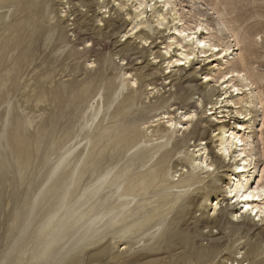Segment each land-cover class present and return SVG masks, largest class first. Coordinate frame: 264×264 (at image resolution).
Here are the masks:
<instances>
[{
    "label": "rangeland",
    "instance_id": "obj_1",
    "mask_svg": "<svg viewBox=\"0 0 264 264\" xmlns=\"http://www.w3.org/2000/svg\"><path fill=\"white\" fill-rule=\"evenodd\" d=\"M40 1L0 0V264H118L117 256L120 254L130 256L139 252L148 255L141 262L135 261L130 264H188L190 262L188 257L194 250L192 252L188 250L181 256L182 258L180 253L187 251L185 249L181 248L167 254L161 251L162 246L171 243L164 241L155 243L154 239L162 234V230L156 236H153L154 231L146 232L148 234L136 232L128 239L126 231L129 227L123 225V222L135 224L143 207L139 208L140 200L137 201L138 212L135 207L136 212H129L131 216L128 215V219L127 205L123 204L127 196L116 197L115 187L111 183L115 180L111 175L115 168V166L112 168L114 153L122 149L124 139L135 135V132H131L133 129L152 126L146 130L145 138L138 145L146 156L172 148L175 139L185 138L184 129H179L182 125L176 127L174 125L171 129L175 134L174 140L161 139L160 135L166 132H161L160 129L168 125V119L157 121L163 117L159 118L158 115L164 112V108L152 107L157 98L168 99L165 105L172 110V118L183 121L184 111L178 110L179 107H169L175 100L170 94L175 92L176 88L172 86L177 82L172 86L167 83L184 75L185 72L181 74L178 67L168 68L170 66L167 56H164L166 62L160 58L166 52V46L175 43L173 40L175 23L170 18L172 23L164 24V30L158 31L155 29L157 19L148 12L146 14L148 18L145 19L148 21L144 26L154 30V34L146 37L148 43H145L142 41L143 34L133 35L134 31L129 32L142 22L135 19L133 9H130L132 12H122L121 6H114L121 3V0H117L116 4L111 3L114 0H54L52 13L47 17L36 13ZM175 4L178 5L177 8L180 9L188 27L193 28L197 22L203 21L210 28V32L216 38L215 41L222 47L235 45V37H232L227 28L234 30L240 41L236 48L240 50L235 52L238 54L236 59L229 60L228 69L240 68L241 53L247 58L249 69L264 75V0H176ZM212 9H216L227 27ZM105 11L107 13H104ZM127 13L130 14L128 18L131 16L134 18L128 20L121 31L129 32L128 35L132 37L124 42L127 37H123L121 31H116L115 34L118 35L112 34V38H108L110 26L114 24L121 26V19H128ZM53 22L66 33V40H61L63 47L61 44L60 48H53L54 44L50 46L51 41L55 42L59 36L56 29L52 31L53 29L49 27V24H54ZM88 29L89 35L81 34ZM22 31L26 34L25 46H20V41L16 38ZM29 43L31 44L28 46ZM106 43L109 49L103 50ZM70 47L81 56L80 58L74 56L62 63L58 58L63 59L66 53L71 51ZM188 48L193 49L189 46ZM25 49L27 51L29 49V54ZM127 50H132L130 54L135 52L138 54L132 56L130 61H122L120 55H115L119 51L126 53ZM31 53H34V56ZM178 54L180 52L173 46L172 57L175 58ZM142 55L144 58H140ZM156 57L159 58L156 60ZM50 59L54 63L50 62ZM17 61H22L23 64L20 62L18 64ZM203 61L204 58H199L198 62L196 60V65L192 66L187 75L199 71V67H203L205 63ZM46 63L50 64L47 66ZM123 63L125 65H122ZM212 65H205L201 73H195L193 81L183 86H198L203 90L208 85L210 88L220 84V81L216 82L217 80L206 82L205 74L220 78L221 72H226L223 69L227 67L225 65L222 68L220 65L212 68ZM105 66L109 70V78L103 77ZM167 72L170 73L164 76ZM140 74H152L158 80H155L154 85L150 83L139 85L137 82V85L133 86L132 79H138ZM167 77L173 78L166 80ZM185 77L187 78L186 75ZM110 80H114L124 94L130 88L139 90L137 94L132 95H136L139 101L151 108L132 110L130 107L116 110L107 96V83ZM243 83L238 82L241 85ZM155 87H157L155 91L150 90ZM60 91L64 93L62 101L56 97ZM256 93L246 92L243 96L235 97V100L251 103L247 109L252 113L253 119L248 124L253 126L245 132L251 137L250 141L253 142L252 147L256 155L257 171L253 180H250L252 182L255 179L259 180L264 170L262 156L264 144L259 139L261 135L264 139V118L263 110H259L257 106ZM221 94L222 92L213 99V102L216 99L219 101L224 99L223 95L219 97ZM201 99L199 95L192 99L194 107L200 103L203 105ZM209 109L210 107L204 108L202 113L195 108L190 111L196 115L197 120V117H208ZM144 112L150 115V122L146 127L141 125L140 121L127 123V118ZM102 122L106 127L100 128ZM234 123L235 121H232L226 125L234 127L236 125ZM188 124L191 125L192 122ZM203 124L209 125L207 121ZM218 128H213L212 131L208 129L203 140L208 144L198 149H195V143L202 141V138H199V134L194 139L189 137L188 139L193 141L181 144L176 156L188 158L189 154L191 157L198 156V160L200 158L204 160L209 150L214 149L217 152L220 145V142L216 141L219 139ZM240 134L243 135L244 132ZM188 139L187 141H190ZM202 148H207L206 154L204 151L193 152ZM126 154L131 157L137 156V153ZM201 154L204 156L200 157ZM146 159L144 157V160ZM211 159L209 155L208 164L211 163ZM118 164L117 166L128 169L131 160ZM97 166L101 167L102 171H98ZM169 167V179L177 186L176 183L179 185L183 177L188 175L187 161L169 163ZM212 169H215V166ZM223 171L217 170L214 175L211 172L205 174L201 172L200 176L204 183L200 184L202 187L196 186L199 189L194 193L198 198H194L192 204L186 205L192 213L175 221V227L180 230L184 242L191 241L187 243L191 250L195 243L198 244L194 238L201 232L209 236L207 238L210 242L222 244V249L219 248L221 251L216 246L215 249L211 247L208 241L200 243L201 248H194L198 255L207 261L205 264H248L249 260L245 261L241 257L247 252L250 244L258 241L259 233L264 232V225L254 235L249 236L239 230L240 221L233 222L230 214L220 228L213 229V225L206 227L205 224L208 214H213L211 208H205L207 194L212 200L224 195L221 189L212 188L209 192L211 182L213 180L217 182V184L213 182L216 188L220 185L225 186L229 182L228 175L233 173ZM102 183L107 185L102 187ZM101 197L102 200L96 203ZM151 197L154 198L153 195H149L150 201ZM183 202V199L177 200L171 204L172 207L169 205L168 208L173 214L170 213L168 221ZM120 204H123V210L119 213L115 208ZM226 204L227 201L221 204V207L225 208ZM239 209L241 212L244 210L241 207ZM133 213L139 216L135 217ZM130 217H134V220ZM167 225L168 222L161 229L167 230ZM126 245L129 246L128 251L124 250ZM260 246L261 251H264V241ZM235 259L237 262L233 263Z\"/></svg>",
    "mask_w": 264,
    "mask_h": 264
},
{
    "label": "bare ground",
    "instance_id": "obj_2",
    "mask_svg": "<svg viewBox=\"0 0 264 264\" xmlns=\"http://www.w3.org/2000/svg\"><path fill=\"white\" fill-rule=\"evenodd\" d=\"M121 1H122L121 3H117V0H114L111 3L112 4L117 3L114 6H119V7L121 6L120 8H122L121 10L122 12H128V11L132 12V10L130 9H133V13H134L133 15L135 16V19H138L137 21H142V22L140 24H137L136 27H133V29H131L129 32L134 31L133 35L143 34L144 37L142 41L144 40L145 43H148V39L145 38L151 36V34H154V30L148 29V27L144 26V24H146V22L148 21L145 20L148 18V15H146L148 14V12H150L152 16H154V18L157 19L156 20L157 26H155V29L157 28L158 31L164 30L163 29L164 24H170L172 22L175 23L173 28L174 30L173 40L175 41V43L166 46L165 48L166 52L164 53V55H161L160 58H162L166 62L167 59L164 58V56H167V58L170 59V60L168 59L167 61L168 66H170L168 68L178 67L181 70L180 72L181 74L182 72H185L184 75L180 74L181 76H179L178 78L176 77L175 79H172L170 83H167L172 86L174 82H177V84L172 86L176 88L175 92L170 94L171 95L170 97L175 98V100H173L174 102L172 101V104L169 105V107H173V106L179 107L178 110L182 109L184 111L183 121H182L184 122V124L178 121L176 118H172L173 117L172 116L173 114H171L173 113L172 110L170 111L168 108H166L165 105L168 99H163V97L157 98L155 105L152 106L153 108H164V112L158 115L159 118L161 116L163 117H161L157 121L168 119L167 122L168 125L160 129L161 132H166L165 134L160 135L161 139L174 140L175 134L171 131L174 125L175 127L182 125L179 129H184L185 138L175 139L172 148L165 149L162 151H156L152 155L146 156L144 150L139 148L138 145L141 143V140L145 138L146 130L152 127V126L146 127L147 125H149L150 115H147L146 112H144V113H140L138 116H134V117L131 116L126 119L127 123L129 124H133L140 121L141 122L140 124L145 125L146 127L144 129H133L131 132H135V135L132 136L131 138L129 137L128 139H124L122 142L123 144L122 149L116 150L114 153L112 168H114V166L115 168L111 173V175L113 178H115V180L114 181L112 180L111 183L115 187L116 197L121 198V196L123 195L127 196L126 201H124L123 203L127 205V212H126L128 213L127 216L129 215V212L133 211L135 213L136 210L138 212L137 205L140 204L141 207L139 208L141 209L143 207L142 211L141 212L139 211L140 216L136 214L134 215V213L132 214L135 217L139 216L138 220L135 221L136 222L135 224L127 223L128 222L127 217L125 218L127 220V222L125 223L127 224H124L123 222V225L129 227L126 231L127 232L126 235L128 236V239H130L134 236V233L136 232L146 233V232L154 231L153 236H156L159 234L158 232L162 230V234H160L156 239H154L155 243H160L163 241L164 243L171 242L170 244L162 246L161 251L163 253L166 254L171 253L172 251H176L182 248L187 250L185 252L180 253V258H182L181 256H183L184 253L186 254L188 250H190L191 252L194 250L192 252V255L188 257L189 259L187 258L188 261H190L188 264H192V262H195L196 264H205L207 261L203 260L202 257L198 255L197 250L194 248H198V247L201 248L200 243H203L205 241L210 242L207 238L209 236L203 234L202 232L199 233L198 237L194 238L197 240L196 242H198V244L195 243V245H193V248L191 250L187 245V243H191V241H187V243L184 242V240L181 239L180 230L175 227V221L185 218V216L190 215V213H192V211L186 208V205L192 204L193 199L198 198L194 193L197 189H199L198 187L196 188V186L198 185L201 186L202 185L201 183H204L203 182L204 179H202L200 176L201 172L204 174L211 172L212 175H214L217 170H224L223 172H230V171L233 172L231 175H228L229 182L225 186L220 185L217 186L216 188L213 182L216 184L217 182L214 180L211 182L209 192L212 191V188H215L217 190L221 189L224 195H222V197L219 196L218 198H215V200H212L211 196H208L209 194H207L205 208L206 209L211 208V210H213V214L210 213L208 214V217L205 221L206 227L213 225V229L218 227L220 228L222 222L228 220L227 218L228 214H230L231 218H233V222L236 220L240 221L239 223H241L240 224L241 227L239 230L242 233L249 236L254 235L264 225V170L262 171V176L259 178V180L255 179L254 182L250 181L253 180L254 175L257 171L256 155L254 154V149L252 147L253 142L250 141L251 137L247 135L245 132V131H249V129H252L253 126L248 124L253 119L252 113L249 112V110L247 109L248 104L251 105V103L244 100H235V97L243 96L244 94H246V92H251V94L257 92L256 93L257 97H255L257 98V106L259 110H263V118H264V75L259 74L253 69H249L247 67V58L245 56H242L241 53L239 60L240 68L238 67V68L228 69L227 65L230 63L229 60L236 59V57H238V54L235 52H238L240 50V48H236L239 46L240 41L237 35L234 33L233 29L227 28L228 32L232 35V37H235L234 40L235 45L234 46L230 45L229 47H222L220 44H218L219 43L218 41H215L216 38L212 35V32H210V28L208 27V25H206L203 21L200 20L199 22H197V24H195L196 26L193 28L188 27L187 22L184 20L182 14L180 13V9L177 8L178 5L175 4L176 0H121ZM191 1H195V0H191ZM53 2L54 0H41L40 3H38L40 4L39 7L36 8V13L41 14V16L43 17L50 16V14L52 13ZM212 10L215 11L216 9H212ZM110 12L111 11H109V13ZM104 13H107V11H105ZM215 14L216 16H218V19L222 22V24H224L227 27L221 15H219V13L216 11ZM126 16L128 18L130 14L127 13ZM97 18L98 17L96 16V19ZM132 18L134 17L131 16V18L128 19L122 18L121 26L115 24L111 25L110 26L111 30L110 33H108L109 34L108 38H112L111 36L112 34L118 35V33L115 34V32L116 31L120 32L121 29L124 27V25L128 23V20L129 21L133 20ZM170 18H172V22H170L169 20ZM51 24H49L50 29L51 30L53 29L52 31L56 29L59 36L56 37L57 40H54L55 42L51 41L50 46H53L52 44H54L53 48H57V47L60 48V44L62 45L61 40H66V33L61 27H59L57 23H54L52 25ZM100 26H106V24H102V25L100 24ZM88 31H90V29H88L87 32L85 31V33H81V34H83L84 36L89 35ZM129 32L126 31L120 32L121 34H124L123 37H127V39L124 42H127V40H129L132 37L131 35L130 36L128 35L130 34ZM39 33L41 34V31ZM47 33L49 32L47 31ZM16 38L18 41H20L19 42L20 46H25V44L27 43L26 34L23 31L20 32V34ZM44 39H46V37ZM31 43H33V41ZM31 43H29L28 46ZM173 46H175V49L178 52H180V54L176 55L175 58L172 57L171 55V50ZM188 46L193 47V49H189ZM39 47L40 46L38 45V48ZM108 47L109 45L108 43H106L103 47V50H108L109 49ZM145 47L148 46L145 45ZM66 48L64 51H66ZM87 48L85 50H87ZM47 51L48 49L46 50V52ZM131 51L132 50H127L126 53H122V51H119L115 55H120L122 61L125 60L130 61L132 60V56L138 54L136 52L130 54ZM23 52L25 53L24 50ZM28 52H30L29 49L26 53ZM88 52H91V50H88ZM33 54L31 53V55ZM74 56L80 58L81 54L77 51L72 50L71 48V51L67 52L66 55L63 57V59L60 60V57L58 59L63 63L65 62V60H68ZM24 58H26V56ZM140 58H144V55H142V57ZM157 58L159 57H156L155 59L157 60ZM199 58H204L203 62L205 63L203 64V67L201 66L199 67L200 70L196 71L195 72L196 74L201 73V71L204 70V66L208 64H213L212 68L213 67L216 68L220 65L223 68L226 65L227 68L223 69L226 72L219 71V73L221 72L220 78H216V77L213 78L210 74L208 73L205 74V78L207 79L206 82H210V81L212 82L213 80H217L216 82L219 83L220 81V84H215L213 86H210V88L208 85L207 86L208 89L206 87L203 90L198 88V86L197 87L191 85H187V87L183 86L184 84L191 82L195 79L196 76L195 73L194 74L191 73L192 75H187V73H190L192 66L196 65L195 61L197 60L198 62ZM55 59L57 60V57H55ZM137 59H139V57L136 58V60ZM22 61L24 62V60ZM22 61L19 62L22 63ZM49 61L54 63V61H51V59ZM56 62L57 61H55V63ZM157 62H162V61H157ZM48 64L46 63L47 66ZM93 64L94 63H90V65ZM122 65L125 64L123 63ZM104 68L105 69L103 71V77L109 78L110 76L107 66H105ZM169 73L170 72H167L164 76L168 75ZM152 74L151 75L140 74L138 76V79L136 80L132 79L133 86L137 85V82H139V85H142L144 83H150V85H154L155 80H158V78L156 76H153ZM185 75L187 76V78L185 77ZM173 77H167L166 80H170ZM240 81L244 82L243 85L238 84V82ZM119 88L120 87L117 85V83L114 80H110L107 83V90H108L107 96L110 102L112 103V105H114V107L116 108V110H125L130 107H132L131 108L132 110L151 108V106L143 103L142 101H139L136 95L135 96L132 95V94H137L139 90L135 91L130 88L124 94L121 92ZM156 88L157 87H155L154 89L151 88L150 90L155 91ZM221 92L222 94L219 97L223 95L224 99L220 101L216 99V101L213 102V99ZM198 95L202 98L201 100L203 105H201L200 103L199 105H197V107L196 106L194 107V103L192 102V99ZM63 96H64L63 92L56 95V97L61 101ZM224 103L225 105H223ZM206 107H210V109L207 110L210 111L208 112L209 113L208 117L207 116L197 117V120H196V115L192 114V112L190 111L192 108H195L197 109V111H200V113H202L204 108ZM176 111L177 109L174 112ZM214 115L215 117L212 118L211 116ZM209 117H211V119ZM194 120L195 122H193ZM204 121H207L209 125L206 124L204 125L203 124ZM232 121H235L234 124L236 125H234V127L231 126L228 127L226 124L227 123L229 124ZM190 122H192L191 125L188 124ZM103 127H106V125L102 122L100 124V128ZM217 127H219L217 129L219 131V132L217 131L218 132L217 136H219V139L216 141L220 142V145L218 147L219 149L217 152L214 149L209 150L204 160H202V158L198 160V156L191 157L189 154H188V158L185 157L182 158L176 156L177 152H179L181 149V144L183 145V143L186 144L187 142L193 141V139L197 137L198 134H199V138H202V141L199 140L197 143H195V149H198L203 145H207L208 143L205 144L203 140L206 138V135L209 131L208 129L212 131L213 128H217ZM125 132L126 131H124V133ZM241 132H244V134L241 135L240 134ZM189 137L193 139H188ZM187 139L190 141H187ZM259 139H261V141L264 144V139L262 135L260 136ZM94 149L95 148H93V151ZM202 151H204L205 152L204 154H206L207 148H202L197 151L193 150L194 153L202 152ZM126 152H130L131 154L137 153V156L131 157L127 155ZM262 153H263L262 156L264 157V150ZM204 154H201L199 156L202 157V155L204 156ZM209 155H211L212 157L210 164H208V160H207V157ZM144 157H146L147 159L144 160ZM128 160H131V165L128 169L127 168L125 169V167L122 166H117L119 165L118 162L121 161L126 162ZM186 161L189 167V171H187L188 175L186 177H183L179 185L176 183L177 186H175V184L171 182L169 179L170 176L169 163H185ZM214 166L215 169H212V167ZM130 168H132V170H129ZM97 169L98 171H102L101 167L97 166ZM105 184L102 183L101 184L102 187ZM107 192H109V189ZM149 195H153L155 200L153 201L154 198L152 199L151 197L152 200L150 201L149 200L150 198L148 199ZM131 198L135 199V201ZM182 199L184 200L183 204L177 208L175 214L168 221V216H170L171 213L170 209L168 208L169 205L170 207H172L173 205L172 203L174 201L177 202V200H182ZM98 200H102V197L97 199L96 203ZM139 200L140 203L138 202L139 203L138 204L137 201ZM225 201H227V204L225 205V208H222L221 204H225ZM123 204L118 205V207H116L115 210L120 213L123 210V206H122ZM135 207H137L136 210ZM239 207H241V209H244L245 211L243 210V212H241ZM194 209L195 208H193V210ZM124 215L126 216V214ZM124 215L123 217H125ZM130 218L133 219L134 217H130ZM122 220H124V218H122ZM167 222H168L167 230L161 229V227L165 225ZM123 225L122 227L125 228ZM259 236L260 238L258 239V241L255 244L253 243L250 244L249 248L247 249V252L244 254L243 257H241L242 259H245V261L249 260L248 264H264V251H261L260 248L261 247L260 244L264 241V232L259 233ZM143 238L144 235L142 239ZM126 243L131 244L132 242L130 243L129 241H126ZM210 246L213 248L216 246L218 250L222 249L223 247L220 242L217 243L210 242ZM124 247H125L124 250L127 251L129 250V246L127 247L126 245ZM124 254L123 255L120 254L119 256H117L118 264H130L131 262H135V261L141 262L148 255L147 253H141V252L133 253L130 256H124ZM235 262H237L236 259L233 261V263Z\"/></svg>",
    "mask_w": 264,
    "mask_h": 264
}]
</instances>
